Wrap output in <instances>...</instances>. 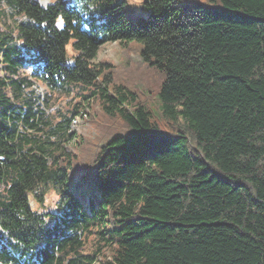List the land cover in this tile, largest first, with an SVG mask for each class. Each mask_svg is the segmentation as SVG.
I'll return each instance as SVG.
<instances>
[{
  "label": "trees",
  "instance_id": "trees-1",
  "mask_svg": "<svg viewBox=\"0 0 264 264\" xmlns=\"http://www.w3.org/2000/svg\"><path fill=\"white\" fill-rule=\"evenodd\" d=\"M213 1L0 0V264H264V0ZM128 40L161 121L95 60ZM37 82L76 93L56 140ZM91 100L95 135L72 132Z\"/></svg>",
  "mask_w": 264,
  "mask_h": 264
},
{
  "label": "rangeland",
  "instance_id": "rangeland-1",
  "mask_svg": "<svg viewBox=\"0 0 264 264\" xmlns=\"http://www.w3.org/2000/svg\"><path fill=\"white\" fill-rule=\"evenodd\" d=\"M41 4L47 5L54 0H38ZM125 1L124 8L129 17L138 19L140 16H146L148 11L145 7V0H120ZM180 5H203L207 7H217L218 5L213 0H176ZM2 27H6L11 21L5 18L0 21ZM139 42L136 40H128L124 43V48L120 46L119 42L106 43L103 45L96 61H106L113 63L112 67L113 75L116 82L119 84L124 83L128 89L134 91L137 95L135 102L143 103L152 113L153 119L161 121V108L159 97V84L160 73L158 70L152 67H142L140 61L142 60L139 53L135 52V48ZM130 49L132 52L128 54L124 49ZM77 52L74 50L71 43L66 48V63L73 64L74 56ZM25 73H30V70H25ZM77 89H81L80 85L75 86ZM90 88V86H89ZM87 88L83 92L90 93L91 90ZM35 94L41 97L40 103L43 112L40 114L39 130L38 133L42 135V138L47 137L50 140H56L55 134H52L49 126L61 119L62 114L67 111L69 107H72L75 102L76 93L67 92L63 89H51L44 86L41 83H36ZM102 111L98 101L91 100L89 103L85 102L79 107V114L75 117V120L71 123V131L79 135L93 137L95 135L93 124L95 118L101 116ZM108 138V137H105ZM65 149L68 151H76L73 142L65 144ZM53 195H50L48 199V205L52 202Z\"/></svg>",
  "mask_w": 264,
  "mask_h": 264
},
{
  "label": "clouds",
  "instance_id": "clouds-1",
  "mask_svg": "<svg viewBox=\"0 0 264 264\" xmlns=\"http://www.w3.org/2000/svg\"><path fill=\"white\" fill-rule=\"evenodd\" d=\"M20 43H22V41H19Z\"/></svg>",
  "mask_w": 264,
  "mask_h": 264
}]
</instances>
